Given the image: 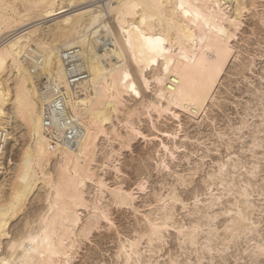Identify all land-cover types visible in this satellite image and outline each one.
<instances>
[{
    "label": "bare ground",
    "instance_id": "bare-ground-1",
    "mask_svg": "<svg viewBox=\"0 0 264 264\" xmlns=\"http://www.w3.org/2000/svg\"><path fill=\"white\" fill-rule=\"evenodd\" d=\"M181 2L0 0V137L4 153L0 164V264H71L81 239L88 238L101 220L112 222L111 207L104 204L106 197L111 205L139 211L135 189L117 179L109 183L106 172H100L111 168L110 163L138 135L148 137L141 130L143 116L155 127L153 113L159 118L182 97L194 98L202 108L216 98L218 71L226 64L227 50L247 12L263 4L262 0H183L181 9ZM158 38L163 40L162 51H153ZM260 123L257 132L264 131V123ZM249 126L244 118L239 126L230 128L234 135ZM181 127L163 131L168 142L161 140V149L173 158ZM227 134L228 130L218 134L229 137L226 152L216 149L214 170L203 174L201 188L186 196L179 189L188 186L200 171L201 165L196 164L187 173L175 172L167 191L156 193L158 213L145 214V227L119 243L116 253L123 264H150L152 259L142 258L144 243L149 248L164 243L166 232L174 231L181 243L193 247L201 243L199 235L209 226L204 250L211 253L218 250L217 245L231 247L241 232L256 230V205L251 197L256 191L264 195V188L255 190L251 180L238 183V166L245 167L241 160L224 173L234 148V139ZM258 139L252 140L253 152L262 146ZM206 152L202 159L211 149ZM259 167L254 162L251 175L256 176ZM112 169L122 172L117 164ZM144 185L140 180L137 189L144 190ZM216 189L231 196L220 213L215 209L205 220V210L203 218L189 222L178 217L179 209L191 211L204 194L212 210L225 193H216ZM220 214L228 217L222 224V237L211 245L219 229L213 221ZM260 241L256 246L264 253ZM172 253L168 263L178 264V256ZM203 256L199 254L198 260Z\"/></svg>",
    "mask_w": 264,
    "mask_h": 264
},
{
    "label": "rangeland",
    "instance_id": "rangeland-1",
    "mask_svg": "<svg viewBox=\"0 0 264 264\" xmlns=\"http://www.w3.org/2000/svg\"><path fill=\"white\" fill-rule=\"evenodd\" d=\"M263 4L256 11L249 10L247 12L241 31L227 50L226 64L218 71L219 82L215 85L216 98L209 99L202 108L194 98L185 99L182 97L177 105H171V110L159 118L156 113H153L155 127L152 126L149 117L143 116L141 130L148 137L144 138L142 135H138L130 146L119 152L120 154L115 157L116 161L112 165L110 163L111 168L107 167L105 171L100 172L103 173L102 175L106 172L105 177L109 183L117 179L123 182L127 188H134L137 198L136 207L139 211L111 205L109 197H106L104 204H109L111 207V224L103 219L88 238L81 239L71 264H123V258H120L116 253L119 243L126 240L127 237H134L136 230L140 231L145 227V214L158 213L155 195L157 192L167 191V188L175 180V172L187 173L190 167L200 164V171L189 185L179 186V189L186 196L203 186V174L214 170L212 157L217 156L219 152H226L225 140L229 137L226 135L220 137L218 135L220 131L228 130L227 135L234 139V148L231 149L232 157L224 173L233 170L232 163L241 160L245 162V167L238 166V169L240 168L238 172L240 175H236L238 183L240 182L239 184L242 185L244 182L246 183V180H251L255 190H260V186L264 188V131L257 132L259 123H264L261 121L264 119V78L262 77L264 75V17L260 18L264 15L262 14L264 13ZM247 64L249 67L246 68ZM244 118L249 121L250 126L233 135L230 127L239 126ZM180 126L182 127L177 138L179 148H174L175 157L173 158L161 149V140L168 142L163 131L176 130ZM231 132L232 134H230ZM255 136H258V140L262 141V146L255 148L253 152L252 140ZM168 144L172 145L170 141ZM207 148H210L211 152H208L209 155L202 159V156L207 154ZM216 149H219V152ZM162 160L168 167L161 162ZM254 162H258L260 165L256 176L251 175L249 170ZM115 164L121 167V173L117 174L112 169ZM142 179L145 182V189L139 190L137 182ZM218 190L220 192L221 189H216V193H219ZM220 193H224L221 203H218L219 205L217 204L212 210L208 207L207 195L204 194L201 204L197 205L198 207L194 208L193 204L191 211L179 209L178 217L183 218L186 222L197 219L199 216L200 218L207 217L205 220H208V213L211 216L215 209L220 213L222 207H226L228 204L227 200L230 199V194L223 190ZM259 193V191L253 192L251 197L256 205V213H254V220L258 224L256 230H253L252 233L251 230L241 232L239 237L230 244L231 247L226 249L221 246L222 244L217 246L215 244L217 248L219 246L218 250H213L211 253L204 250L208 244L205 238L209 234V226H206L204 227V230L206 228L205 232L202 231V234L199 235L201 243L193 246L194 248L189 242L181 243L175 237L174 231L172 234L166 232L164 243H157L163 251H159L156 244V248L155 245L152 247L153 249L150 247L151 250L144 243L146 250H143L142 258L144 260L152 259L150 264H169L168 259H170V253L173 252V255L178 256V264H264V253H261L256 246V242L260 240V243L264 244V195ZM223 201L224 203H222ZM195 210L196 212H194ZM227 215L220 214L213 221L216 228L219 227V229L215 238L213 237L215 242L211 241L209 244L217 243L216 241L222 237V224L228 217ZM199 254L204 255L201 261L197 257Z\"/></svg>",
    "mask_w": 264,
    "mask_h": 264
},
{
    "label": "snow or ice",
    "instance_id": "snow-or-ice-1",
    "mask_svg": "<svg viewBox=\"0 0 264 264\" xmlns=\"http://www.w3.org/2000/svg\"><path fill=\"white\" fill-rule=\"evenodd\" d=\"M262 3H264V0H262ZM185 7V4L183 3V0H182V2H181V4H180V8L181 9H183ZM190 13H185V15H189ZM151 43V42H150ZM163 44V40H161V39H157V41L155 42V44L153 45V51H162V48L161 47H159L160 45H162ZM155 61H153V63H154ZM165 71H167V69H165ZM125 79L127 80L128 79V76H127V74H125ZM132 91H136L135 90V85H132ZM139 92H136V95L137 96H139ZM109 223L111 224V221H109ZM262 251H264V250H262Z\"/></svg>",
    "mask_w": 264,
    "mask_h": 264
},
{
    "label": "built area",
    "instance_id": "built-area-1",
    "mask_svg": "<svg viewBox=\"0 0 264 264\" xmlns=\"http://www.w3.org/2000/svg\"><path fill=\"white\" fill-rule=\"evenodd\" d=\"M3 142H2V139L0 137V164H1V161H2V157H3Z\"/></svg>",
    "mask_w": 264,
    "mask_h": 264
}]
</instances>
